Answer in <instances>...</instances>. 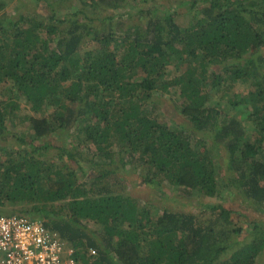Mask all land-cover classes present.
Listing matches in <instances>:
<instances>
[{
	"label": "trees",
	"instance_id": "obj_1",
	"mask_svg": "<svg viewBox=\"0 0 264 264\" xmlns=\"http://www.w3.org/2000/svg\"><path fill=\"white\" fill-rule=\"evenodd\" d=\"M168 1L1 14L0 213L41 219L78 264H264V0H189L187 23ZM167 94L181 120L163 117ZM130 165L184 196L221 182L248 213L154 211Z\"/></svg>",
	"mask_w": 264,
	"mask_h": 264
},
{
	"label": "rangeland",
	"instance_id": "obj_2",
	"mask_svg": "<svg viewBox=\"0 0 264 264\" xmlns=\"http://www.w3.org/2000/svg\"><path fill=\"white\" fill-rule=\"evenodd\" d=\"M52 2L48 3L47 0H9V3L7 6L0 12V16L2 15H13L16 18H19L21 14H35V15H45L49 12H57L58 14L65 13L66 11L69 12V10L80 8L81 6V0H62V2L57 0H51ZM56 1V3H54ZM176 1V5L178 6L179 11L183 14H187L186 16H179L181 23H187V20L190 19V17L193 14V11L190 12L188 9V6L190 5L189 0H172ZM168 2H171L168 1ZM51 6V4H53ZM50 4V5H49ZM70 4V5H68ZM175 5V6H176ZM185 12V13H184ZM21 13V14H20ZM2 17V16H1ZM44 17V16H41ZM243 84L238 82V84L233 85L232 87H228L226 89H220L218 92L219 95L224 93L222 98L223 103L226 102V97L228 93L235 92L236 90H242L246 91L247 89ZM226 90V91H225ZM19 98V97H18ZM21 106L20 109L17 111L19 114H23L24 112L28 111L27 106L20 100ZM175 99L172 97L171 94L162 95V102H161V109L163 112L164 118H170L175 117V119L181 120V114L178 113V111L174 108ZM168 120V119H167ZM246 124H249L250 122L248 120L245 121ZM54 139H57L58 142H62L63 138L67 139L68 135L65 133H62L58 136H53ZM14 140V139H13ZM227 159L224 156H220V163L222 168H220V174L223 177H226L228 175V165H227ZM129 166V169L126 168L124 170V174L127 176L129 180V190L133 193V195L138 196V198L141 200L140 203L149 204L154 207V211H156V208L163 210L164 208H170L173 210H192L199 212L200 210L204 209V205L208 203H222L225 206L229 208H234L242 213L246 214V209L242 206V200L241 195L237 192H232L229 188H225L221 182H220V192L217 195L214 196H206L202 195L199 192H195L191 196L188 195H182L181 193L177 192L174 188V186L168 185H150L146 182H141L139 178L136 176L137 167H131ZM87 168H89L87 166ZM230 171V170H229ZM10 208L11 207H7ZM250 212H253V208L249 209ZM248 213V212H247ZM242 218V216H239ZM91 227L97 229L98 226L95 225L93 222L89 223Z\"/></svg>",
	"mask_w": 264,
	"mask_h": 264
},
{
	"label": "built area",
	"instance_id": "obj_3",
	"mask_svg": "<svg viewBox=\"0 0 264 264\" xmlns=\"http://www.w3.org/2000/svg\"><path fill=\"white\" fill-rule=\"evenodd\" d=\"M73 253L41 219L0 213V264H78Z\"/></svg>",
	"mask_w": 264,
	"mask_h": 264
}]
</instances>
